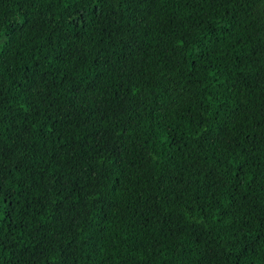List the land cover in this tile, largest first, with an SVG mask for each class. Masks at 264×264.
<instances>
[{
  "label": "trees",
  "instance_id": "obj_1",
  "mask_svg": "<svg viewBox=\"0 0 264 264\" xmlns=\"http://www.w3.org/2000/svg\"><path fill=\"white\" fill-rule=\"evenodd\" d=\"M0 264H264V0H0Z\"/></svg>",
  "mask_w": 264,
  "mask_h": 264
}]
</instances>
